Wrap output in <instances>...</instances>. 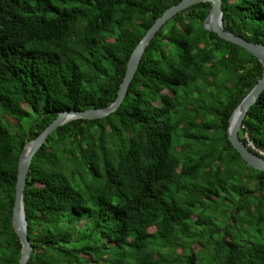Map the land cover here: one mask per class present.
I'll return each mask as SVG.
<instances>
[{
  "label": "trees",
  "instance_id": "1",
  "mask_svg": "<svg viewBox=\"0 0 264 264\" xmlns=\"http://www.w3.org/2000/svg\"><path fill=\"white\" fill-rule=\"evenodd\" d=\"M180 1L0 0V264L20 257L23 147L58 112L110 105L138 42ZM221 1L223 28L264 45V0ZM210 8L162 25L114 112L69 121L34 154L27 264H264V172L226 134L263 67L203 29ZM238 137L264 155V89Z\"/></svg>",
  "mask_w": 264,
  "mask_h": 264
},
{
  "label": "water",
  "instance_id": "2",
  "mask_svg": "<svg viewBox=\"0 0 264 264\" xmlns=\"http://www.w3.org/2000/svg\"><path fill=\"white\" fill-rule=\"evenodd\" d=\"M201 2H210L211 8L204 18L202 26L204 30L215 32L221 39L237 44L245 49L248 53L256 57L262 64V75L258 82L249 90L232 111L226 129L227 139L238 155L253 169L264 172V155L263 153H254L244 145L239 137L238 131L241 128L242 121L249 110L255 103L260 93L264 89V45L253 43L245 40L239 35L227 32L222 26V9L221 0H181L167 8L160 17H158L151 27L145 32L138 42L131 55L128 58L123 80L117 90L115 100L103 108H92L83 111L64 110L58 112L56 117L43 129V131L33 140L29 141L21 150L18 163L15 183V196L12 209L11 223L15 234L21 244V251L18 264H27L32 252V246L27 236V227L23 203V189L26 183L27 172L34 154L44 143L48 135L58 127L75 119H98L104 118L114 112L124 99L127 88L138 68L140 58L150 39L157 33L166 21L171 19L178 12Z\"/></svg>",
  "mask_w": 264,
  "mask_h": 264
},
{
  "label": "rangeland",
  "instance_id": "3",
  "mask_svg": "<svg viewBox=\"0 0 264 264\" xmlns=\"http://www.w3.org/2000/svg\"><path fill=\"white\" fill-rule=\"evenodd\" d=\"M4 122H5V120H4ZM28 122H29L28 120L24 121V123H28Z\"/></svg>",
  "mask_w": 264,
  "mask_h": 264
}]
</instances>
